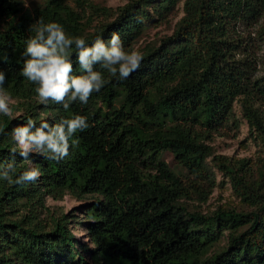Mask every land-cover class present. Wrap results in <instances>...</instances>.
Returning <instances> with one entry per match:
<instances>
[{"label": "trees", "instance_id": "trees-1", "mask_svg": "<svg viewBox=\"0 0 264 264\" xmlns=\"http://www.w3.org/2000/svg\"><path fill=\"white\" fill-rule=\"evenodd\" d=\"M20 4L0 0L3 87L24 109L19 116L0 114V163L12 158L11 130L28 118L56 123L79 114L89 127L75 135L78 144L62 161L15 156L17 174L36 167L40 177L24 185L0 180V264H200L215 237L199 225L210 228L214 222L232 223L238 231L206 264H264L263 180H245L238 172L243 166L236 169L227 156L214 154L254 207L205 214L182 202L194 195L204 198L212 188L215 173L208 157L213 151L207 139L230 120L240 95L264 139V109L256 104L264 101V77L254 78L252 45L239 31L241 23L264 17V0H186L178 28L142 53L137 71L118 80L97 66L108 83L86 105L76 102L67 112L62 105L39 103L35 85L21 75L25 42L34 35L30 26L41 18L55 21L89 44L98 36L107 43L117 32L130 50L136 4L129 1L111 22L87 33L81 13L65 0H49L33 12ZM74 53L73 48L74 74H79ZM164 150L187 168V178L163 159ZM67 192L92 195L80 220L92 245L76 237L68 213L51 214L50 220L40 216L45 195L60 198Z\"/></svg>", "mask_w": 264, "mask_h": 264}, {"label": "rangeland", "instance_id": "rangeland-1", "mask_svg": "<svg viewBox=\"0 0 264 264\" xmlns=\"http://www.w3.org/2000/svg\"><path fill=\"white\" fill-rule=\"evenodd\" d=\"M19 1L23 11L33 12L37 7L45 5L49 0ZM129 1L136 4V9L132 11L133 15L130 19V32L133 35L131 49H138L141 53L158 46L162 38L170 35L178 28L186 14V0H65V3L81 13V21L85 27L84 31L87 33L111 22ZM239 26L240 35L244 42L252 45L250 47L251 54L256 62L254 78H263L264 17L248 24L241 23ZM0 28H4L2 19H0ZM190 44H193V42L190 41ZM9 97L12 116H19L24 111L23 107L17 105L16 98L11 95ZM243 99V95H240L235 100L230 120L223 127L213 132L207 139L213 151L208 157V163L215 173V180L206 197L194 195L182 200L184 206L189 210L213 214L221 209L248 211L254 207L251 200L242 195L236 188L231 177L219 168L217 160L214 158V154H223L227 156V159L236 169H239V166H243L238 172L245 177V180L251 182L264 181V139L245 113ZM256 104L261 105L262 109H264L263 100H258ZM162 156L170 167L183 178L189 176L187 168L176 160L171 150H164ZM44 199L45 206L40 208L41 218L50 220L51 214L61 215L68 213L73 218L70 225L76 237L90 243L84 222L80 220L85 218L87 203L92 199V195L79 198L67 192L60 198L48 194L45 195ZM199 227L215 237L207 254L200 258V264H206L209 255L225 248L230 233L233 230L238 231V228H234L232 223L219 225L214 222L210 228L204 225H199Z\"/></svg>", "mask_w": 264, "mask_h": 264}, {"label": "clouds", "instance_id": "clouds-1", "mask_svg": "<svg viewBox=\"0 0 264 264\" xmlns=\"http://www.w3.org/2000/svg\"><path fill=\"white\" fill-rule=\"evenodd\" d=\"M30 30L34 35L25 42L21 75L35 85L39 103L62 105L66 112L76 102L86 105L92 94L99 93L108 83L97 66L111 77L125 80L140 68L144 59L138 49L126 50L117 32L110 35L107 43L98 36L89 44L83 37L69 36L55 21L45 23L41 18ZM73 48L79 74H74ZM5 82L6 73L0 70V114L11 117L10 97L3 87ZM88 127L87 117L79 114L61 118L56 123L41 120L37 124L28 118L25 124L11 130L15 146L10 150L12 158L0 163V180L11 185L35 183L40 170L29 167L17 174V153L24 160L39 154L46 159L62 161L68 157L70 147L78 144L75 135Z\"/></svg>", "mask_w": 264, "mask_h": 264}]
</instances>
